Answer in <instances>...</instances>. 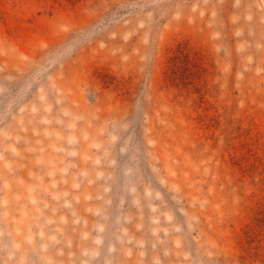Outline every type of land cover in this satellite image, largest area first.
<instances>
[{
  "label": "rangeland",
  "instance_id": "1",
  "mask_svg": "<svg viewBox=\"0 0 264 264\" xmlns=\"http://www.w3.org/2000/svg\"><path fill=\"white\" fill-rule=\"evenodd\" d=\"M0 264H264V0H0Z\"/></svg>",
  "mask_w": 264,
  "mask_h": 264
}]
</instances>
